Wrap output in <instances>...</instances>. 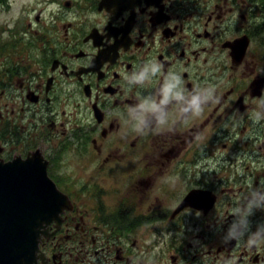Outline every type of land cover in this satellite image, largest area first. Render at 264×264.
Returning a JSON list of instances; mask_svg holds the SVG:
<instances>
[{
    "label": "flooded vegetation",
    "instance_id": "af4514ba",
    "mask_svg": "<svg viewBox=\"0 0 264 264\" xmlns=\"http://www.w3.org/2000/svg\"><path fill=\"white\" fill-rule=\"evenodd\" d=\"M18 9L0 23V51L29 35L37 52L0 54V162L33 157L64 196L35 264H264V243L247 245L264 238V66L245 60L264 0ZM173 76L184 99L164 104Z\"/></svg>",
    "mask_w": 264,
    "mask_h": 264
},
{
    "label": "water",
    "instance_id": "95a60500",
    "mask_svg": "<svg viewBox=\"0 0 264 264\" xmlns=\"http://www.w3.org/2000/svg\"><path fill=\"white\" fill-rule=\"evenodd\" d=\"M243 38V54L247 40ZM262 79L253 83L260 90ZM33 157L0 162V264H35L43 229L58 214L64 196L49 179L46 164Z\"/></svg>",
    "mask_w": 264,
    "mask_h": 264
},
{
    "label": "rangeland",
    "instance_id": "374dc122",
    "mask_svg": "<svg viewBox=\"0 0 264 264\" xmlns=\"http://www.w3.org/2000/svg\"><path fill=\"white\" fill-rule=\"evenodd\" d=\"M28 1H32V0H14V8L15 9H12V11L9 13V14H6V13H3L2 12V10L0 9V23H1V21L3 20V19H5V18H7L8 16H10L11 18H13L16 14H17V12L20 10V9H18V7L20 6V4H22V3H24V4H26ZM253 4H255V3H253ZM48 5H52V4H48ZM246 9H248V8H246ZM44 11H45V13H46V15L48 14V12L50 11V9H44ZM2 12V13H1ZM36 14V11H35V9L34 10H32L31 11V16H30V18H32L34 15ZM26 24H27V21H26V23H25V26H26ZM260 31V33H258V30L257 29H254V30H252V31H254V33L256 34V38H254L255 39V42L257 43V41H258V39L257 38H259V37H261V36H263L262 37V42H263V45L261 46V52H260V50H259V48H258V45L256 44V43H254L255 45H254V47L257 49V52H256V56L253 58L252 56H251V51L249 52V54H247V56L245 57V60H247L248 62H251L253 59H254V61H252V63H253V65H255V64H257V63H261L263 66H264V30L263 29H259ZM22 36V34H20L19 35V37H21ZM28 36L29 35H25V39H24V42H22L19 46H17V47H20V46H22V48H23V51L25 52V54H31V53H36L37 52V48L34 46V43H27V41H28ZM27 37V38H26ZM17 43V41L16 42H12V43H10V44H6L5 46H4V48L2 49V51H0V54H5V53H8V52H11L12 50H14L15 48H17L16 47V44ZM4 51H6V52H4ZM256 62V63H255ZM259 64H257V65H259ZM247 71H248V69H246L245 67L243 68V74H247ZM258 73H260V74H264V69L261 71H257ZM254 74L255 75H258V74H256L255 72H254ZM248 77H253L252 75L250 76H248ZM248 77H246V78H248ZM258 79H260V77L258 78ZM263 80V79H262ZM263 86H264V84L262 83V85H261V89L260 90H262L263 89ZM252 122V121H251ZM245 125H247L248 127L251 125V123L250 122H245V124L243 125V133H247V128H246V126ZM245 137L246 136H244L243 137V140L245 139ZM71 153V152H70ZM65 156H67V151L65 152ZM74 157V155L72 156V158ZM61 167H63V163L61 164ZM64 167H66L67 168V166L64 164ZM72 168H78L79 170H81L82 168H83V163L82 162H80L79 160H78V162L76 163V162H74L73 161V164H72ZM71 168V169H72ZM70 169V170H71ZM72 173V172H71ZM154 175H156V173H154L152 176L154 177Z\"/></svg>",
    "mask_w": 264,
    "mask_h": 264
},
{
    "label": "clouds",
    "instance_id": "9594fccd",
    "mask_svg": "<svg viewBox=\"0 0 264 264\" xmlns=\"http://www.w3.org/2000/svg\"><path fill=\"white\" fill-rule=\"evenodd\" d=\"M152 71L153 74H155L158 71V68L154 67ZM144 75H145L144 73H141L138 77H136V79L138 81H142L144 79ZM179 83H180L179 78L175 76H173L171 80L165 83L163 88L164 104L168 103L170 97H173L178 100L184 99L182 93L174 91V89H176ZM202 102L203 101L199 95L192 97L191 101L189 102V108L192 110L193 116H199L202 113L203 111V109L201 108ZM189 108H185L184 111H188ZM158 110L159 108L157 106H153V111H158ZM261 243H264V238H261V234L259 232L253 234V236L250 237L247 241V245L249 247H253V246L258 247Z\"/></svg>",
    "mask_w": 264,
    "mask_h": 264
},
{
    "label": "trees",
    "instance_id": "16d2710c",
    "mask_svg": "<svg viewBox=\"0 0 264 264\" xmlns=\"http://www.w3.org/2000/svg\"><path fill=\"white\" fill-rule=\"evenodd\" d=\"M253 1H255V0H253Z\"/></svg>",
    "mask_w": 264,
    "mask_h": 264
}]
</instances>
